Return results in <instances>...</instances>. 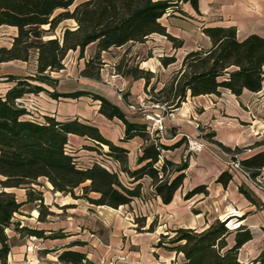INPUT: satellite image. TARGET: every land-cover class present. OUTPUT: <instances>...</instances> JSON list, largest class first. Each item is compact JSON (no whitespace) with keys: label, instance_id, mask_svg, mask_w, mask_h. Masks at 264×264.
<instances>
[{"label":"trees","instance_id":"16d2710c","mask_svg":"<svg viewBox=\"0 0 264 264\" xmlns=\"http://www.w3.org/2000/svg\"><path fill=\"white\" fill-rule=\"evenodd\" d=\"M74 0H0V25L14 26L17 29L9 46H0V63L10 60L29 61L32 52H36L35 73L20 76L7 74L6 80L13 85L0 92V264H7L9 236L7 228L39 238H60L66 235L61 231H50L20 225L14 215L27 201H38V219L50 214L43 203L42 192L33 185H41L39 178H45L54 191L70 194L73 198H84L93 205H104L117 209L130 205L141 195V179L150 180L153 193L162 203L171 202L175 191L181 186L185 170L189 164L190 151L179 161L166 156L186 141L182 136L173 143L161 142L151 136L142 122L130 120L115 104L103 96L84 90L58 93L46 90L41 83L55 84L57 80L50 76L64 68V58L69 50L78 49L79 57L90 43L95 44L91 56L84 60L79 76L100 80V70L104 65L102 51L110 47H120L127 43H141L153 33L163 35L173 48L182 46L183 41L170 35L161 17L171 11L180 10L179 2H189L199 12V0H85L72 9ZM56 10H59L55 13ZM181 11V10H180ZM64 19H73L75 26L64 27L61 36L43 39L54 32ZM42 25H48L43 29ZM201 31L209 38L210 46L198 47L185 53L179 67L169 81L155 90L150 83L153 72L139 67L137 63H127V49L114 63V71L121 76L144 80V90L150 100L165 104L168 109L177 108L190 96L201 94L219 95L222 89L238 96L243 89L257 92L264 78V37L251 33L243 39L236 36L234 25H201ZM160 64L164 67L176 61L175 56L162 55ZM34 81L38 83H34ZM148 87V89H147ZM46 91L52 97L91 96L99 100L98 111L107 118L116 117L124 124L121 141L134 136L144 140L136 165L128 166V149L113 143L104 137L98 127L90 122L80 121L77 117L64 120L45 115L42 120L33 116L20 98L27 93ZM76 134L93 141L94 148L106 145L105 155L119 164L118 169H108L93 163L82 167L68 147V135ZM213 133H205L211 136ZM217 146L232 154L242 173L256 185L264 179V148L243 158H238L246 147L229 148L220 142ZM264 144V140L262 141ZM93 148L92 146H87ZM121 174L125 175L122 179ZM232 179L228 170L221 171L216 181L225 186ZM16 187L26 190V200L18 201L13 192L6 188ZM80 188V195L74 189ZM240 193L256 207L261 204L243 185L238 186ZM96 193L97 197H91ZM197 193H207L206 185L201 183L189 189L184 197ZM247 213L237 218L240 221ZM229 218L215 219L203 230L190 227H177L161 232L157 246L182 254L179 264H243L239 259L240 248L252 239L249 227L239 223L228 225ZM137 231L144 226V218L136 217ZM155 220L147 231H152ZM73 240L65 245L57 255L64 264H78L85 254L67 248L79 244ZM253 261L264 264V248ZM85 264H90L89 262Z\"/></svg>","mask_w":264,"mask_h":264},{"label":"crops","instance_id":"0c3cea01","mask_svg":"<svg viewBox=\"0 0 264 264\" xmlns=\"http://www.w3.org/2000/svg\"><path fill=\"white\" fill-rule=\"evenodd\" d=\"M82 1L85 0H74L70 9ZM179 7L181 11L175 10L171 11L169 15L164 14L161 17V22L166 26L170 35L183 41L182 46L173 48L171 42L163 35L153 33L141 43H127L120 47H110L109 50L101 53L104 65L100 70V80L97 81L79 76V70L82 68L84 60L91 56L95 50V44L90 43L85 48L83 57L78 56V49L67 52L64 58V68L58 72L50 73V76L57 80L54 87L45 83H41V85L45 86L44 88L48 91L55 90L58 93L84 90L99 94L119 106L128 119L144 123L147 129L148 121L144 118V113H152L155 110L149 108L142 110V114L136 115L130 108L133 103L145 98L144 80L121 76L114 71V63L126 49V56L130 57L129 63L138 59L135 55H143L140 60L135 62L139 67L156 74L160 71L177 68L187 51L210 46L209 38L201 31L202 24L209 26L234 25L238 39H243L251 33L264 37V0H199V12H196L189 2H179ZM58 11L56 10L55 13ZM74 26L73 19H64L53 33L44 35L43 39L60 37L64 27L72 28ZM42 28L47 29L48 25H42ZM0 29L8 36L2 45L9 46L17 33L16 27L0 25ZM172 54L176 61L166 67L162 66L159 57ZM35 57L36 52L33 51L27 62L10 60L0 63L1 93H4L14 83L6 80L5 75H20L13 71L12 67L25 69L26 65L32 61L33 69H35ZM4 66L8 67L2 69ZM25 74L31 75L30 73ZM158 84L160 86L155 87V90L163 86L164 83L156 82V85ZM20 100L29 111V116L39 120H42L45 115L53 116L59 120L77 117L80 121L96 125L104 137L128 149V166L132 168L136 165V159L144 140L139 136H134L127 141H121L124 124L116 117L110 119L101 114L98 111L99 100L88 95L76 98L52 97L43 91L24 94ZM70 101L75 104V109L70 113L63 112L59 106ZM169 116V126L176 128L174 133H171L167 138L157 137V139L170 144L185 136L188 141H195L202 145V148L191 156L183 182L175 191L171 202L162 203L160 198L153 193L150 180L144 177L141 179V195L132 200L130 205H122L113 209L104 205H93L86 201L87 205L83 206L79 203L82 198H73L70 194L54 191L50 183L43 178L41 185H33V187L42 192L43 203L47 205L50 214H46L44 219L39 220L38 201L24 202L26 200L24 188H6L7 191L14 193L18 201L24 202L13 218L20 225L44 229L46 234L50 231H61L66 235L52 239L39 238L17 232L10 226L6 229L10 247L7 264H64L58 261L57 255L66 248L65 245L73 240H79L81 243L67 248L84 253L85 263L97 264L100 259H104L105 263L111 264H179L182 261L181 253L176 254L174 251L157 246L160 233L165 232L162 231V226L165 228L168 224L170 229L190 227L203 230L217 218L220 220L229 218L228 225L231 227L240 222L249 227L252 239L240 248V259L242 249L259 233L258 225L249 222L247 216L249 212L255 215L257 214L255 211H264V190L248 179L240 170L234 169L230 165V162L233 161L232 154L221 150L215 141L229 148L246 147L244 151L237 154L238 158H243L264 148L262 143L264 140V78L259 91L252 92L243 89L238 96L227 89H222L219 95L190 96L187 92L185 100L177 108H174ZM199 125L204 129L209 127L211 131H202ZM201 132H203L202 135H200ZM205 133H213V135L205 136ZM87 146L95 145L92 140L84 136L68 135V147L73 151L72 154L75 155V159L80 165L87 163L89 159L103 155L112 169L119 168V164L115 160L105 155L106 145L95 148ZM184 146L185 142L166 151L165 154L167 157L179 161V157L175 158L168 152L182 150ZM96 149L100 153L96 152ZM223 170H228L232 175V179L225 186L216 181V177ZM121 176L125 179L124 174ZM262 177L264 179V171ZM201 183L206 185V194L197 193L188 198L184 197L189 189ZM239 185L248 189L261 205L256 207L250 203L239 192ZM181 188L182 193L179 192ZM146 193L151 197L150 199H144ZM93 197H97V194ZM193 197L194 205H190L191 203L185 206L181 205V200ZM56 206L59 207L58 211L54 209ZM130 206L131 209L128 210ZM190 206L195 209L193 214L188 211ZM260 207L261 209H259ZM83 208L84 211H76ZM87 208L90 211H85ZM61 209L65 210L62 215H60ZM232 211L238 213H232ZM244 213H247L245 218L240 221L236 220L232 226V219H237ZM51 215H58V219L54 221ZM163 215L167 216L168 220L162 219ZM132 216L144 218V226L140 231L135 229ZM155 217L159 218L158 224L152 231H147L152 220H156ZM165 220L166 224H161ZM260 226L264 228L261 221ZM92 231L96 232L95 236ZM240 261L244 264L242 259Z\"/></svg>","mask_w":264,"mask_h":264},{"label":"rangeland","instance_id":"374dc122","mask_svg":"<svg viewBox=\"0 0 264 264\" xmlns=\"http://www.w3.org/2000/svg\"><path fill=\"white\" fill-rule=\"evenodd\" d=\"M6 37H8L7 36V33L6 32H4L2 29H0V46L3 44V42L5 41V39H6ZM4 46V45H3ZM135 56H137L138 57V59L140 60L141 58H142V56H140V55H135ZM125 58H127L128 60H127V63L128 62H130L129 61V59H130V57L128 58L127 56H125ZM138 59L136 60V59H134L133 60V62H131V63H129V64H135L136 62L135 61H138ZM31 60H32V58H31ZM32 61H30V63H28L27 65H26V68L24 69V68H19V67H12V70L13 71H15V72H18V73H20V75H22V76H26V75H28V74H25V73H30L31 75L32 74H34L35 73V69H33V65H32V63H31ZM8 66H4V68H2V69H6ZM179 67V65L177 66V68ZM177 68H175V69H173V70H169V71H160V72H157L156 74L155 73H153V77L151 78V83L152 84H155V87H157V86H160V84H158V85H156V82H163L164 84L165 83H167L168 81H169V79H170V77H171V75L173 74V72L177 69ZM156 75V76H155ZM35 83V82H34ZM43 86V85H42ZM49 86L50 87H54V84H49ZM1 87V86H0ZM43 87H45V86H43ZM1 89V88H0ZM55 91V90H54ZM44 93L46 92L45 90L43 91ZM146 97H148L149 99H150V96H149V93H146ZM145 97V98H146ZM67 98H72V97H67ZM28 102H30L29 100H28ZM139 102H137V103H133L132 104V106H134L135 107V109H133L132 111L136 114V115H140V114H142L143 112H142V108H140L139 107V104H138ZM116 105V104H115ZM117 106V105H116ZM60 108H61V110H63V112H66V113H70V112H73V110L75 109V104L73 103V102H66V103H63V104H61L60 106H59ZM119 107V106H118ZM120 108V107H119ZM121 109V108H120ZM146 110L147 109H149V108H145ZM174 110V109H173ZM173 110H171L170 111V109H168L167 108V111H165L164 113H163V115H164V124H165V131L163 132V133H161V134H159L158 136H156V137H169L170 136V134L171 133H174V130L176 129L175 127H171V126H169L170 124H169V122H168V118L170 117L169 116V114L173 111ZM65 114V113H64ZM148 124H149V122H148ZM199 128L202 130V131H211V129L209 128V127H206L205 129L202 127L201 128V126L199 125ZM200 130V131H201ZM203 134V132H201L200 133V135H202ZM200 139H202V140H204V141H206L205 139H203L202 137H200ZM214 146V145H213ZM212 146V147H213ZM83 147H85V146H83ZM93 147V146H92ZM185 147V148H184ZM183 148H182V150H180V149H177V150H174V151H170V152H168L169 153V155H172L173 157H175V158H180V159H182L184 156H185V154H186V151H190V156H189V160H190V158H191V156L194 154V152H195V150H189V143H188V140H187V138H186V141H185V146H184ZM214 147H216V146H214ZM216 149H217V147H216ZM78 150V149H77ZM181 151V152H180ZM96 152H99L100 153V151L98 150V149H96ZM87 159H89V158H87ZM86 159V160H87ZM122 177V176H121ZM1 178V177H0ZM122 179H124L123 177H122ZM44 179L43 178H40V180H39V182L42 184V181H43ZM263 180H260V182H258L260 185H263ZM185 189V188H184ZM80 189L79 188H76V189H74V194L75 195H80ZM179 192H181L182 193V188H181V190L179 191ZM91 197H93V196H95L96 194L95 193H90L89 194ZM151 197H149L148 196V194L146 193L145 195H144V199L145 200H147V199H150ZM194 197L193 198H191V199H187V200H185V199H183L184 200V202H183V200H181V205L182 206H185V205H187V204H189V203H191L190 205H194ZM80 205H83V206H85V204H86V200L85 199H83L82 198V200H80ZM87 205V204H86ZM24 209H26V208H24ZM54 209H56V211H58L59 210V207H54ZM131 209V206L129 207V209L128 210H130ZM259 209H261V207L259 208ZM61 214L60 215H62V214H64L65 213V210L64 209H61ZM76 211H84V208L82 209V210H76ZM85 211H90V209H86ZM120 211V210H119ZM188 211H190L192 214L194 213V211H195V209H193L191 206H190V208H188ZM245 212V211H244ZM257 214H253L252 212H249L248 213V221L249 222H251V223H253V224H255V225H258V227H259V233L258 234H256L255 235V237H254V240L253 241H251L249 244H247L243 249H242V251H241V253H240V259H242L243 261H244V264H259L258 262L256 263L255 261H253V259H254V257L255 256H257L258 255V253H259V251L264 247V228H261L262 226H260V221L264 224V211H255ZM191 213H190V216H191ZM232 213H238V212H235V211H232ZM51 217H53L54 218V221H56L57 219H58V215H51ZM136 217L137 218H141L140 216H132V222H133V224H134V226L136 227V222H135V220H136ZM222 217H224V216H222ZM156 218V217H155ZM18 219H22V218H18ZM158 217L156 218V220H155V225H157L158 224ZM162 219H167V216H165V215H163V218ZM168 220V219H167ZM236 220L237 219H232V226L234 225V222H236ZM53 222V220L51 221V223ZM166 220L165 221H163L161 224H166ZM167 226H165V228H164V226H162V231H166V229H170L169 227H168V224H166ZM263 229V230H262ZM93 233V236H95L96 235V232L95 231H92ZM99 262V261H98ZM98 264V263H97Z\"/></svg>","mask_w":264,"mask_h":264},{"label":"built area","instance_id":"2783aa9c","mask_svg":"<svg viewBox=\"0 0 264 264\" xmlns=\"http://www.w3.org/2000/svg\"><path fill=\"white\" fill-rule=\"evenodd\" d=\"M146 97V96H145ZM150 99L148 97L143 98L139 101V107L144 110L145 108H152L155 110V112L152 113H144V118L149 122L147 126V131L151 136H158L159 134L163 133L165 131V124H164V115L163 113L167 111V106L165 104H161L156 101H149ZM130 108L133 110L135 109L134 106H130ZM189 143V150H195L198 151L202 148V145L195 142V141H188ZM103 155L96 156L93 159H89L87 163H84L81 165L82 167L90 166L93 163L100 164L108 169H112L110 164L103 158ZM230 165L237 170L241 171V168L237 161H231ZM242 172V171H241ZM261 189L264 190V185H258ZM78 264H85L84 260L80 261ZM98 264H111V263H105L104 259H100Z\"/></svg>","mask_w":264,"mask_h":264}]
</instances>
